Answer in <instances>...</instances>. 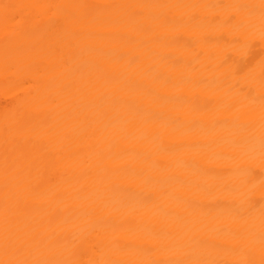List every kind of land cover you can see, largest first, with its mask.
<instances>
[{
  "label": "bare ground",
  "instance_id": "bare-ground-1",
  "mask_svg": "<svg viewBox=\"0 0 264 264\" xmlns=\"http://www.w3.org/2000/svg\"><path fill=\"white\" fill-rule=\"evenodd\" d=\"M0 264H264V0H0Z\"/></svg>",
  "mask_w": 264,
  "mask_h": 264
}]
</instances>
